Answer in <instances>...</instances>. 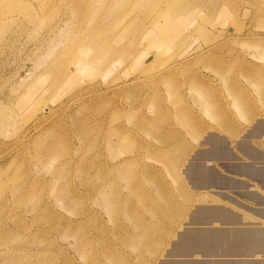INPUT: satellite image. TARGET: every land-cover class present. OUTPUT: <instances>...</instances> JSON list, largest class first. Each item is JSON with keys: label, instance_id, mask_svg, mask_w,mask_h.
Instances as JSON below:
<instances>
[{"label": "rangeland", "instance_id": "1", "mask_svg": "<svg viewBox=\"0 0 264 264\" xmlns=\"http://www.w3.org/2000/svg\"><path fill=\"white\" fill-rule=\"evenodd\" d=\"M259 121L264 0H0V264H158L170 143Z\"/></svg>", "mask_w": 264, "mask_h": 264}, {"label": "crops", "instance_id": "2", "mask_svg": "<svg viewBox=\"0 0 264 264\" xmlns=\"http://www.w3.org/2000/svg\"><path fill=\"white\" fill-rule=\"evenodd\" d=\"M237 128L229 135L185 132L168 146L177 158H166L181 173L147 176L164 200L154 202V211L174 215L158 240L164 247L158 264H264V131L251 127L240 136ZM193 144L200 148L193 152ZM132 178V190L148 191L143 176Z\"/></svg>", "mask_w": 264, "mask_h": 264}, {"label": "bare ground", "instance_id": "3", "mask_svg": "<svg viewBox=\"0 0 264 264\" xmlns=\"http://www.w3.org/2000/svg\"><path fill=\"white\" fill-rule=\"evenodd\" d=\"M259 124H264V121H259Z\"/></svg>", "mask_w": 264, "mask_h": 264}]
</instances>
